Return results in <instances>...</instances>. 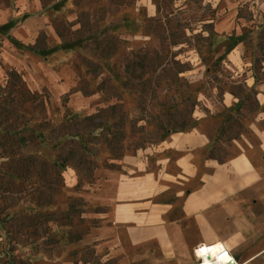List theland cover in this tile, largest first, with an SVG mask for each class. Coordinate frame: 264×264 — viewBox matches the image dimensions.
Returning a JSON list of instances; mask_svg holds the SVG:
<instances>
[{"label":"rangeland","instance_id":"rangeland-1","mask_svg":"<svg viewBox=\"0 0 264 264\" xmlns=\"http://www.w3.org/2000/svg\"><path fill=\"white\" fill-rule=\"evenodd\" d=\"M39 2L51 87L0 63V264H192L188 194L264 156V0Z\"/></svg>","mask_w":264,"mask_h":264},{"label":"crops","instance_id":"crops-1","mask_svg":"<svg viewBox=\"0 0 264 264\" xmlns=\"http://www.w3.org/2000/svg\"><path fill=\"white\" fill-rule=\"evenodd\" d=\"M0 31L2 66L42 75L46 80L42 87L50 88L49 57L34 47L41 32L49 46H56V39L39 0H0ZM17 47L22 49L20 55H15ZM258 146L264 148V138ZM247 155L210 172L201 189L188 194L184 211L192 243L191 220L206 244L220 243L239 264H264V156L251 161ZM239 159L246 165L243 170L236 163Z\"/></svg>","mask_w":264,"mask_h":264},{"label":"bare ground","instance_id":"bare-ground-1","mask_svg":"<svg viewBox=\"0 0 264 264\" xmlns=\"http://www.w3.org/2000/svg\"><path fill=\"white\" fill-rule=\"evenodd\" d=\"M190 225L195 242L192 244V246H190V248H188L191 253L190 254L191 256L189 257L188 260L192 264H201L199 263V260L203 261L202 264H208L209 262L215 261L217 250H219L223 245H221L220 243H214L211 245L215 247L210 248V246L205 243L196 223L193 220H191ZM172 234H173L172 237L176 238L175 239L176 244H178V242L181 240V233L179 228L177 227L174 228Z\"/></svg>","mask_w":264,"mask_h":264},{"label":"built area","instance_id":"built-area-1","mask_svg":"<svg viewBox=\"0 0 264 264\" xmlns=\"http://www.w3.org/2000/svg\"><path fill=\"white\" fill-rule=\"evenodd\" d=\"M210 248H214L215 246L209 245ZM215 261L207 262L208 264H239V262L235 259V257L225 248L221 247L217 250ZM199 263H203L202 260H199Z\"/></svg>","mask_w":264,"mask_h":264},{"label":"trees","instance_id":"trees-1","mask_svg":"<svg viewBox=\"0 0 264 264\" xmlns=\"http://www.w3.org/2000/svg\"><path fill=\"white\" fill-rule=\"evenodd\" d=\"M59 35V34H58ZM59 37H60V35H59ZM37 42H38V40H37ZM37 45V44H36ZM40 51V50H39ZM13 73H15V74H17L15 71L13 72ZM20 80H21V78H20Z\"/></svg>","mask_w":264,"mask_h":264}]
</instances>
